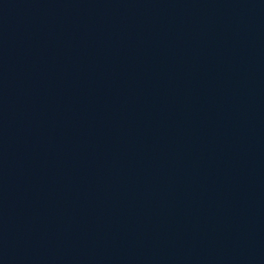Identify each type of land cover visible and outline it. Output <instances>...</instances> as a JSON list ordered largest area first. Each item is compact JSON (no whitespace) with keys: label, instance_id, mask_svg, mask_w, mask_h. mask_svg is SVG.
Segmentation results:
<instances>
[{"label":"water","instance_id":"95a60500","mask_svg":"<svg viewBox=\"0 0 264 264\" xmlns=\"http://www.w3.org/2000/svg\"><path fill=\"white\" fill-rule=\"evenodd\" d=\"M0 264H264V0H0Z\"/></svg>","mask_w":264,"mask_h":264}]
</instances>
